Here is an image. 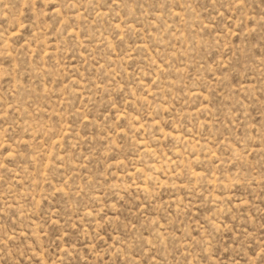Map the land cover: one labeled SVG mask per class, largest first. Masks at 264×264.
<instances>
[{
    "label": "rangeland",
    "instance_id": "obj_1",
    "mask_svg": "<svg viewBox=\"0 0 264 264\" xmlns=\"http://www.w3.org/2000/svg\"><path fill=\"white\" fill-rule=\"evenodd\" d=\"M0 264H264V0H0Z\"/></svg>",
    "mask_w": 264,
    "mask_h": 264
}]
</instances>
